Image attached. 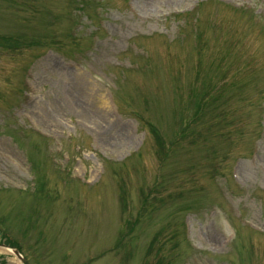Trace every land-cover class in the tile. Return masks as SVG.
<instances>
[{"label":"rangeland","instance_id":"374dc122","mask_svg":"<svg viewBox=\"0 0 264 264\" xmlns=\"http://www.w3.org/2000/svg\"><path fill=\"white\" fill-rule=\"evenodd\" d=\"M95 1L0 0L10 238L28 264H264V0Z\"/></svg>","mask_w":264,"mask_h":264},{"label":"bare ground","instance_id":"6f19581e","mask_svg":"<svg viewBox=\"0 0 264 264\" xmlns=\"http://www.w3.org/2000/svg\"><path fill=\"white\" fill-rule=\"evenodd\" d=\"M70 86H71V88H72V91L76 94V95H78L80 92H79V87H78V85H77V83L76 82H74L72 79H71V81H70ZM4 250H7L6 248H3Z\"/></svg>","mask_w":264,"mask_h":264}]
</instances>
